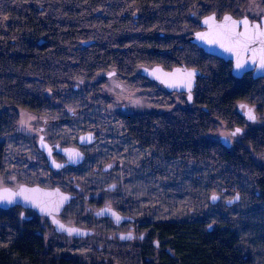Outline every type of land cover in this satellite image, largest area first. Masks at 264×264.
<instances>
[{"label": "trees", "instance_id": "trees-1", "mask_svg": "<svg viewBox=\"0 0 264 264\" xmlns=\"http://www.w3.org/2000/svg\"><path fill=\"white\" fill-rule=\"evenodd\" d=\"M249 1L0 0V174L6 172L7 144L2 138L17 132L23 111L64 117L79 101L81 114L86 115L83 110H94H88L90 101L100 98L103 105L114 101L103 92V84L106 74L115 71L116 77L159 107L140 114L117 112L115 117L128 134L150 150L162 147L161 153L180 159V167H192L190 160L195 161L196 176L190 178L185 194L187 210L194 206L196 217L182 221L180 235L174 236L181 255L188 256V264H264V163L256 162L245 141L233 150L211 139L209 132L218 128L208 126L209 116L196 101L194 119L185 96L180 102L187 110L163 113L160 108L169 104L174 92L141 73L143 65L185 64L201 69L197 83L201 92L212 86L218 87L217 94L225 87L229 101L248 94L241 88H254L261 79L235 78L230 62L206 53L189 36L199 28L201 16L211 12L240 16ZM88 81L95 82L94 92L91 99L81 100L72 92ZM211 93L206 105L216 101ZM221 117L230 121L231 116ZM84 119L90 122L82 119L72 130L91 128L93 120L89 115ZM250 141L264 147L263 137ZM155 176L159 181L172 177L167 172ZM182 178L189 181L188 175ZM175 180L182 184L178 176ZM213 192L224 197L238 192L241 200L233 206L224 199L211 203ZM9 223L0 209V240L1 228ZM0 264H16L12 251L0 250Z\"/></svg>", "mask_w": 264, "mask_h": 264}, {"label": "flooded vegetation", "instance_id": "flooded-vegetation-1", "mask_svg": "<svg viewBox=\"0 0 264 264\" xmlns=\"http://www.w3.org/2000/svg\"><path fill=\"white\" fill-rule=\"evenodd\" d=\"M263 14L256 17L247 14L244 10L240 16L233 15L236 17L248 15L255 20L260 19ZM217 16L222 17L223 14H217ZM201 18H199V28H201ZM219 58L231 63V74L234 76L232 60ZM191 68L199 69L197 67ZM199 70L196 85L192 90L191 101H189L186 91H169L160 83L168 92H174L173 98L167 102L169 104L163 107L161 111L176 115L180 108L186 109V104L180 102L181 97L185 96L189 101L190 117L193 119L195 117V106L193 105L196 101V103H200L202 111L207 112L209 116L208 126L218 128L209 132L208 135L211 139L233 150L238 149L236 143L245 141V144L251 145L252 152H264V147L259 148L258 145H253L250 141L252 137H263L264 140V76L254 78L253 71L245 72L242 77L234 76L238 79L250 77L253 80L261 79V81L254 88H241L242 91L248 90L250 92L229 101V96L226 93L228 88L225 87H220L222 89L217 94L215 92L218 87L212 86L204 87L201 92L197 87L198 78L202 75L201 69ZM113 75L115 76L116 72ZM210 91H212L211 100L214 96L216 101L206 105L207 100L210 99ZM122 108L123 112H130L125 109V106ZM81 111L82 108L74 107L70 108L68 116H49L44 120L38 128L37 139L33 142L32 150L28 152L29 156L28 154L24 155L25 157L22 156L25 159L27 169L18 167L16 169L18 179L11 180L12 183L10 181L0 183V188L12 187L16 189L22 184L40 185L48 188L59 187L73 195V197L60 212H52L51 215H55L67 225L77 226L88 231H85L86 234L82 235L58 231L48 214L40 213L34 207L16 202L8 207L0 206V209L5 212L10 221L7 227L12 235L6 249L1 248L0 250L12 251L16 264H188L189 258L181 255V248L178 247L177 243L178 238L174 236L177 235L178 237L180 235L179 228L182 221L195 220V207L192 206L187 210L186 205V207H183L184 210L179 213L177 212L179 209L177 200H164L160 194L157 195V198L152 196L149 198L148 196L151 187L158 188L157 190L161 188V191H163L167 189L166 185H171L169 183L172 180L176 183L175 176H178L182 181V185L185 186L187 179L182 178V176L188 175L190 185V178L195 179V161L190 160L193 166L188 167V173L185 172L186 166L180 167L179 158L161 153L162 147L157 150H150V147L146 144L141 145L139 140L128 134L127 130L123 128V124H121V127L115 126L119 130L118 134L107 135L108 139L105 146L108 145L107 142L109 141V147L116 150V152L111 149H102L101 151V147L103 148L104 145L100 134L102 129L98 126L92 124L91 128L81 130L78 133L76 131L68 132L73 129L76 122L80 123L82 121H76V116L81 114ZM83 111L87 112L86 110ZM250 111L255 116L254 120L249 119ZM227 114L231 116L230 121L221 117V115ZM86 115H89V113H86ZM86 115H83V117L86 118ZM84 118L83 122H90ZM89 119L95 123L94 118ZM62 121L69 122L62 126L56 125ZM237 129H240V132L237 133ZM222 131H225V133H221ZM88 132L94 133V140L89 143H80L79 136ZM42 135L51 145L52 157L58 163L67 162L68 158L61 149L70 147L81 151L84 155L83 160L77 164L67 163L59 169L52 168L47 153L39 145ZM133 144L136 145V151H139V149L141 152L144 151L142 159H138L140 158V151L139 154L137 152L133 157H126L132 153L129 146ZM97 148H99L98 151L95 150ZM119 155L122 158H118ZM99 159H101V162H97ZM122 159L124 160L122 161ZM256 162L264 163V157L262 161L256 160ZM163 166L164 168H162ZM176 168H180L181 171L177 172ZM146 170H149L150 175L160 173L161 170V173H170L172 177L167 178L168 180L161 179L156 183L153 181L154 179L149 180L147 183L144 182V199H139L126 191L123 174L126 172L129 177L134 175L131 177L135 178L134 180L143 179L142 175L146 179ZM111 171H117V174L122 175V177L117 176L116 181H113V179L111 181L107 177L109 174L111 177L113 176ZM103 177H105L104 180ZM131 178L130 180H132ZM164 180L167 181V184H164ZM236 193L224 197L219 192L220 199L218 202L224 199L226 204V200L236 195ZM186 203L188 204V200ZM234 204L236 203L230 206ZM103 209H106L107 213H97ZM110 212L116 213L117 218L113 217L114 215L112 216ZM167 213L170 214L165 216ZM189 224L191 228H193V225L196 226V224ZM208 228L211 230L212 226L209 225Z\"/></svg>", "mask_w": 264, "mask_h": 264}, {"label": "water", "instance_id": "water-1", "mask_svg": "<svg viewBox=\"0 0 264 264\" xmlns=\"http://www.w3.org/2000/svg\"><path fill=\"white\" fill-rule=\"evenodd\" d=\"M201 28L195 30L189 40L205 52L222 57L233 62V74L242 77L247 71H253L254 78L264 76V14L260 19H251L248 15L241 17L234 16L231 12H226L222 17H218L215 12L203 16L200 20ZM43 42V40H40ZM241 66L237 68V64ZM141 72L144 76L164 85L169 91H186L192 100V90L196 85L199 69L188 67L187 65H177L172 68H165L161 64L152 66H142ZM114 72H109L111 76ZM188 73H192L189 77ZM190 80V87H189ZM94 133L88 132L79 136L80 143H89L94 140ZM225 142V141H224ZM40 147L47 153L52 168H61L67 163L77 164L83 160L84 155L76 148L70 147L61 149L67 156V162L58 163L52 157L51 145L43 138L39 140ZM73 195L63 191L59 187H43L40 185L22 184L18 188H0V206L8 207L16 202H21L26 206L36 208L40 213L48 214L53 221V225L58 231L69 234H86V229L70 226L58 219L51 213L60 212L61 209L71 201ZM215 197V199H213ZM219 193H212L210 201L218 202ZM240 201V194L237 192L226 200L228 206ZM103 209L98 214L107 213ZM110 214L117 218L116 213Z\"/></svg>", "mask_w": 264, "mask_h": 264}, {"label": "rangeland", "instance_id": "rangeland-1", "mask_svg": "<svg viewBox=\"0 0 264 264\" xmlns=\"http://www.w3.org/2000/svg\"><path fill=\"white\" fill-rule=\"evenodd\" d=\"M263 2L264 0H250L249 4L245 8V12L252 16H256V17L260 16L262 13H264ZM94 85H95L94 81H88L85 85L82 84L81 87L77 89V91L72 92V93L75 94L81 100L91 99V96L94 92L93 90ZM103 86H104L103 92L106 93V95L108 96V99L114 100V101L109 105H103L104 102L102 101L103 102L102 103L100 98H97L93 100V103L90 101V106L92 107L88 109V110H92V108H94V110L87 111L86 113H89V118L93 116L95 120V123L93 125H96L98 126V128L102 129V132L100 134L103 140L104 147L103 148L101 147V151L102 149H105V150L111 149L113 152H116V150L109 147V143H110L109 141L107 142L108 144L107 146H105V144H106V140L108 139L107 137L108 134H109L108 136L113 135V134H118L119 130L115 128V126L120 127L121 122L115 117L117 112L122 111L123 109L122 107L124 106H125V109L130 112H142V111L145 112L151 109H159V107L154 102L150 101L148 96L144 95L139 89H136V87L127 83L126 80L118 78L114 75L107 76V79L104 82ZM76 105H73L71 108L80 106L79 101ZM163 107H165V105H163ZM163 107H161L160 110ZM96 109H98L97 113H95ZM109 112H111L109 117H111L110 120L113 121V123H110L111 121L109 120V117L106 116V114ZM49 115L50 114H48V112L37 114L31 111H23L21 121L17 128V132L12 135L10 134L6 138L4 137L2 138V139H5L6 141L7 153L5 156L6 173L0 175V183H4L8 181L12 183L11 180H17L18 172L16 171V169L18 167L27 169L25 165V159L23 157H25L24 155L28 154V152L32 150L33 142L34 140L37 139V135L39 132L38 128L40 125H42V122L49 117ZM83 118H84L83 115L79 114L76 116V121L82 120ZM102 118H103V121H102ZM72 131L74 130L70 129L68 132L71 133ZM221 133H225V131H222ZM246 147L247 149L250 150V152L252 153V155L257 161L263 160L264 152L262 153H256L254 151L252 152L250 149L251 145L249 144H246ZM95 150L98 151L99 148ZM129 150H131L132 153L127 155L126 157H130V156L133 157L135 156L137 152L138 154H139V151L141 152L140 149L139 151H136L135 144L130 145ZM143 153L144 151L140 153V158L138 159H142L144 157L142 156ZM117 157L122 158L121 155ZM123 160L124 159H122V161ZM97 162H101V159L97 160ZM197 166L200 168V170L202 169L204 170V167L201 164H197ZM162 168H164V166ZM146 171H147L146 179H144V175H142L141 177L143 179H139V180H134L135 178L134 179L131 178L134 175H131V177H129L128 173L123 172L124 173L123 176L126 182V186H125L126 191L129 194L139 199H144V182L147 183L149 180H153V179H155V183L159 181V179H157L155 174L150 176L149 170H146ZM185 172H188L187 167L185 168ZM195 172H197V170H195ZM117 173H118L117 171L116 172L111 171V174H113V176L111 177V175L109 174L107 177L110 180L113 179V181H116L117 176L122 177V175H118ZM119 173L122 174L121 172ZM160 173H161V170H160ZM130 178L132 180H130ZM104 179L105 177H103V180ZM164 179L168 180L167 177ZM169 184L171 185H166L167 186L166 191H161L160 187H159L160 188L159 190H157L158 188L151 187L148 197L150 198L152 196L153 198H157V195L160 194L161 198L164 200H167V201L177 200L179 202V209L177 210V212L181 213L182 210H184L183 207L184 206L186 207L187 197L185 194V190L188 187V181L185 186L180 184V182L178 184L174 183V180H172V182ZM200 196H201L200 198H203V195H200ZM193 205H194V202H193ZM169 214L170 213H167L165 216ZM1 231L3 232L4 237H1L2 239L0 240V249L1 248L6 249V246L9 244L12 238V235L10 234L11 232L7 226L2 227Z\"/></svg>", "mask_w": 264, "mask_h": 264}, {"label": "snow or ice", "instance_id": "snow-or-ice-1", "mask_svg": "<svg viewBox=\"0 0 264 264\" xmlns=\"http://www.w3.org/2000/svg\"><path fill=\"white\" fill-rule=\"evenodd\" d=\"M241 65L238 63L237 64V68H239ZM188 76L191 77L192 76V73H188ZM189 87H190V80H189ZM189 99H191V96H189ZM249 119H255V116L252 115L251 111L249 112ZM236 132H240V129H237ZM213 199H215V197H213Z\"/></svg>", "mask_w": 264, "mask_h": 264}, {"label": "bare ground", "instance_id": "bare-ground-1", "mask_svg": "<svg viewBox=\"0 0 264 264\" xmlns=\"http://www.w3.org/2000/svg\"><path fill=\"white\" fill-rule=\"evenodd\" d=\"M206 53H208V52H206ZM182 65H184V64H182ZM144 66V65H143ZM142 68V67H141ZM157 82V81H156ZM144 111H142V112H130V113H138V114H140V113H143Z\"/></svg>", "mask_w": 264, "mask_h": 264}]
</instances>
